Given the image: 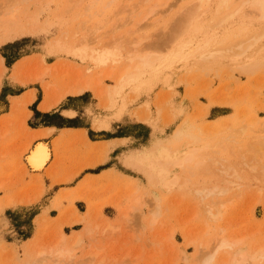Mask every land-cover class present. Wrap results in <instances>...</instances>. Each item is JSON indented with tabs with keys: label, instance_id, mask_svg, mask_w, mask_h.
<instances>
[{
	"label": "rangeland",
	"instance_id": "obj_1",
	"mask_svg": "<svg viewBox=\"0 0 264 264\" xmlns=\"http://www.w3.org/2000/svg\"><path fill=\"white\" fill-rule=\"evenodd\" d=\"M79 1L81 3L74 5ZM136 2L0 0V12L6 10L9 15L19 17H23L24 12L37 13L38 19V26L34 30L0 45V58H3L6 67L15 58H22L9 76L2 64L0 109L3 96L10 91L9 84L12 82L40 93L47 91L50 97L60 92L58 99L63 92L74 93L71 90L73 87L87 81L88 89L79 95V104L92 103L95 99L97 106L105 108L107 111L104 114L112 120L105 135L124 138L122 141H126V144H122L123 150L133 148L126 151L129 154L123 159V166L128 170L112 161L110 165L120 171L118 174L115 170L103 177L102 181H99L100 178H88L72 188H60L47 205H42V201L38 200L44 191L43 182L35 181L30 185V182L24 181L26 169H29L25 165V154L35 144L31 147L29 141L22 143L16 139L9 126L14 125L15 130L21 131L25 121L28 126H34L47 121L59 122L61 118L54 111L42 115L34 113L26 119L29 113L27 109L18 108L7 124H0V206L3 210L0 213V264H26L35 258L37 249L57 242L61 233L66 236L67 246L73 249V260L58 264H79L85 259L92 242L102 247L96 258L103 256L104 264L117 261L120 264H202L220 236V227H225L228 235H244V247L248 250L264 246V190L259 192L260 184L256 181L248 180L249 187L243 185L237 193L232 190L219 195L221 200H229L225 202L222 219L216 222L205 218L192 189L189 192L183 187L214 183L219 178V172L213 166L208 172L197 173L196 180L193 176L190 185L182 184L181 178L175 185H170L171 189L167 184L180 167L181 157L188 146L196 149L199 155L206 150L207 154L210 150H219V138L227 136L229 129L240 130L241 126H247L253 117L258 119L257 124L253 129H248L247 134L238 135L232 146L245 145L249 135L259 133L258 128L264 124V66L250 74L229 71L226 66L218 71L200 70L194 66L189 68V65L175 66L139 94L126 89L123 97L118 98L112 107H104V97L98 96L97 89L111 88L115 84L113 76L120 65L106 63V60L101 64L94 53L104 60L100 49L108 44L111 46L109 41L114 36L120 37L127 28L134 29L136 24L140 30L133 37L142 34L145 38H157L154 39L156 41L144 39L142 46L148 41L146 46L150 47L152 43L150 45L149 42L159 41L160 36V41L163 40L165 34H160L158 28L167 31L160 24L152 25L155 21L142 20L146 8L139 12V8L135 7ZM181 2L185 5V1L181 0L174 10ZM130 10L134 11V16L129 15ZM129 18L131 26H121ZM111 34L113 39H110ZM61 40L70 49L76 50V46L80 51L72 54L60 50L58 44ZM162 44L158 49L165 51L168 46L163 47ZM145 45L143 48H147ZM44 66L50 69L40 80L26 82ZM112 66L113 75L110 77L107 72ZM131 95L136 97L130 98ZM146 111L148 117L142 121L141 117ZM74 123L86 126L84 119ZM88 136L97 138L96 134L90 132ZM213 154L218 156L219 153L214 151ZM73 165L74 161L68 166L71 169L63 168V173H59L60 180H70L63 183V187H69L78 175L79 167L72 169ZM50 176L56 178L55 175ZM50 202L52 210L49 207L41 209L49 206ZM156 202L160 203L161 213L158 222L151 227V211ZM33 203L36 204L34 207H28ZM76 211L83 214L84 221L74 222ZM123 213L129 217L121 216ZM107 223L117 225L119 229L102 239L99 234ZM206 225L207 231L202 233ZM84 230H94V235H88ZM77 234L81 235L84 243L78 247L71 246L69 242ZM194 237L196 240L192 241ZM18 240H22L20 244ZM25 248L30 253H26ZM226 255L225 251H219L216 259L209 264H225L219 261ZM53 260L51 256L45 257L36 264H55Z\"/></svg>",
	"mask_w": 264,
	"mask_h": 264
},
{
	"label": "bare ground",
	"instance_id": "obj_2",
	"mask_svg": "<svg viewBox=\"0 0 264 264\" xmlns=\"http://www.w3.org/2000/svg\"><path fill=\"white\" fill-rule=\"evenodd\" d=\"M180 1L137 0L135 3V7L139 8V12H142L146 8L142 20H152L155 21L152 25L160 24V26L167 28L166 32L158 28L160 34L164 33L166 37L162 41H160L162 39L161 36L157 42H154L157 38H152L151 36L145 38L146 36L144 37L142 34V36L138 34L141 37H133L135 36L134 33L140 30L138 29L140 26L136 24L137 26L134 29L127 28L124 34L119 35L120 37L118 38L114 36L113 39L111 34L110 37L112 38L110 39H113L109 41L111 42V46L108 44L109 47L106 44L107 48L100 49L101 56L104 60H101L100 56L94 53L101 64L106 60V63L120 65L116 74L113 76L115 84L111 88L104 87L97 89L99 92L96 91L98 96L101 97L102 95L104 97L102 102L104 107H112L118 98L123 97L126 89L139 94L141 90L146 89L150 85H154L168 70L175 66L183 67L189 65V68L190 66H194L205 71L210 69L218 71L222 66H226L229 68V71L238 70L245 74L256 72L264 66V0H183L185 1V5H182L183 3L181 2V5H178L179 7L174 10ZM79 3L81 1L75 2L74 5H78ZM23 14V17H19L9 15V11L6 10L0 12V45L18 38L38 26L37 13L27 14L24 12ZM129 15L134 16V11L130 10ZM130 22L129 18L121 26H126L127 24L129 26L131 24ZM246 24L249 25L247 26ZM111 31L108 33H112ZM138 31L137 33H139ZM148 38L156 40H150V45L152 43L151 48L149 45L146 46L148 41L146 45L144 43L147 48H143L144 45L142 46L141 43H143L142 41L144 39L146 40ZM162 43L166 44L163 45ZM161 44L163 47L168 46L165 51L158 49ZM58 47L60 50L72 54H77L80 51L77 50L79 48L76 46L74 47L76 50L73 48L70 49L69 45L62 40L58 44ZM0 69L3 70L2 57L0 58ZM49 69L48 66H44L36 76L29 78L26 82L40 80ZM112 71L113 66L108 70L107 76L112 77ZM81 83L71 90L76 94H81L87 90L89 86L87 81ZM135 95H131L130 98L132 96L133 98L136 97ZM49 105L46 104L41 107L48 108ZM64 113L68 116L73 115V112ZM147 117L148 113L146 111L145 115L141 117V120L145 121ZM257 121L258 119L253 117L248 125L241 126L240 130L229 129L227 136L219 138L218 143L216 142L219 145V150H210L208 154L206 153L208 150H206L205 152L202 151V153L204 152L202 155H199L196 149L188 146L181 157L180 167L176 169L173 178L167 183L169 189H171L170 185H175L180 178L182 184L190 185V179L193 176L195 177L197 173L203 174L215 168L219 172V178L214 183L212 182L211 185L195 184L196 186H183L189 192V189H192L193 193H191L198 198L205 218L211 222L222 219L225 202L229 200H221L219 195L227 194L232 190H236V193L241 191L243 185H246V187L250 185V183H247L248 180H254L260 184L259 192L262 189L264 190V124L258 128V134L249 135V140L245 145L241 143L237 147L235 146L236 148L232 146L235 143V138L238 135L241 136L240 134H247L246 131L253 129ZM108 126V122L103 121L99 122L96 128H107ZM198 145L197 147H199ZM214 151L217 154L219 153L218 156L212 155ZM48 158V147L42 141L35 143L25 154L26 165L31 171H40ZM212 166L213 168H211ZM159 204L156 202L154 209L151 211V227L158 222V216L161 213ZM2 211L0 206V213ZM76 212L77 218L74 222L84 221L83 214L78 211ZM121 216L129 217L126 213H123ZM207 227V225L203 227L202 233H206ZM224 228L220 227V236L211 248L212 251L206 255L202 264H209L214 261L219 251H225L227 253L219 261L225 264H245L246 262L248 264H264L263 245L248 250L244 247V235H228ZM118 229L119 227L117 225L107 223L99 235L100 237H108L117 232ZM83 232L91 235L94 230H84ZM168 236L170 237L171 234ZM84 237L86 238V236ZM163 238L168 237L163 236ZM195 238L192 241L196 240ZM66 240V236L61 233L60 239L57 242L50 243L46 248L37 249L35 258L26 264H36V262H41L45 257L50 256L53 257L55 264L73 260V249L67 246ZM92 240L94 241V239ZM69 243H71V246L78 247L84 241L81 235L77 234ZM91 245L93 246V250L87 252L85 259L79 262V264H93V258L99 252L100 248L97 246V242ZM25 249L26 253H30L28 248ZM138 255L140 254L136 256ZM103 261L104 258L100 257L96 264H102ZM113 264H120V262H113Z\"/></svg>",
	"mask_w": 264,
	"mask_h": 264
},
{
	"label": "crops",
	"instance_id": "obj_3",
	"mask_svg": "<svg viewBox=\"0 0 264 264\" xmlns=\"http://www.w3.org/2000/svg\"><path fill=\"white\" fill-rule=\"evenodd\" d=\"M21 61L22 58L13 62L10 67H6L2 58V64L6 68L8 76L9 72H12ZM9 89L10 91H7L3 96L4 102L0 109V124H7V122L13 118V114L18 108L27 109L29 113H27L26 119H29L34 113L42 115L54 111H56L61 118L59 122L47 121L34 126H28L25 121L24 128L21 131L15 130L16 126L14 125L9 126L10 129H13V136L21 140L22 143H27L29 141L32 147L38 141H42L46 143L48 147L49 158L44 164V167L40 171L26 169V174L24 176V181L30 182V185H33L35 181L41 180L43 182L44 191L38 200L42 201V205H47L50 198L53 197L60 188H72L74 185H78L88 178L92 180L100 178L99 181H102L103 177L108 175L111 171L116 170L110 165L112 161L114 163L118 162L122 168L128 170L123 166V159L129 154L126 153V151L133 148L123 150L122 144L126 142L122 141L124 138L105 135L111 126L112 120L108 119V116L104 114L105 111H107L105 108L97 106L95 99L92 98V103L90 101L86 102L85 105H80L78 98L81 96L76 93L63 92L62 95L56 99L60 92L54 97H50V93L47 91L40 93L37 90L34 91L33 88L26 87V85H19L15 82L9 84ZM1 92L2 87L0 86V93ZM29 99H31V101H29ZM46 104H50L48 108L41 107ZM30 107H32V109H30ZM64 112H73V115L68 116ZM80 119L86 121V126L74 123ZM106 120L109 124L107 128H96L99 122ZM88 132L96 134L97 138H89ZM9 134L10 133H8V135ZM115 152L117 153L114 156V160L112 159V155ZM73 161L74 165L72 169L79 167L77 172L78 175L70 182L71 184L69 187H63V183H67L70 180H60L58 178L60 177L59 173H63V168L71 169L68 166ZM20 172L22 173V171ZM115 172L118 174L120 171L116 170ZM50 175H55L56 178H51ZM0 191H2L1 187ZM0 196H2V194H0ZM44 198H47V200ZM35 205L36 204L33 203L28 207H34ZM48 207L52 210L51 202L49 206L42 207L41 209ZM100 238L103 239V237ZM31 239L33 238H30V240ZM18 241L17 242L20 244L22 240ZM94 243L95 242H92L91 244ZM91 244L88 252L93 250ZM97 246L100 248L99 251H101L102 247L99 245ZM97 256L98 253L93 258V264L98 262L99 259L96 258ZM104 263L105 259L102 264Z\"/></svg>",
	"mask_w": 264,
	"mask_h": 264
},
{
	"label": "trees",
	"instance_id": "obj_4",
	"mask_svg": "<svg viewBox=\"0 0 264 264\" xmlns=\"http://www.w3.org/2000/svg\"><path fill=\"white\" fill-rule=\"evenodd\" d=\"M15 42V41H14ZM13 43V42H12ZM20 57V56H19ZM19 57H17V58H15L10 64H9V66H7V67H10V65L15 61V60H17ZM35 114H37V113H35ZM25 237H27V236H25Z\"/></svg>",
	"mask_w": 264,
	"mask_h": 264
}]
</instances>
